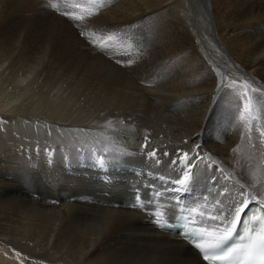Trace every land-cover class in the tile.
Wrapping results in <instances>:
<instances>
[{
	"label": "bare ground",
	"instance_id": "1",
	"mask_svg": "<svg viewBox=\"0 0 264 264\" xmlns=\"http://www.w3.org/2000/svg\"><path fill=\"white\" fill-rule=\"evenodd\" d=\"M48 4L0 0V264H203L79 165L106 155L129 170L154 148L157 169L179 176L170 161L195 160L198 144L212 157L195 170L204 194L215 175L264 192V112L241 120L232 87L264 92V0H118L80 21L100 35L144 26L143 57L127 68Z\"/></svg>",
	"mask_w": 264,
	"mask_h": 264
},
{
	"label": "snow or ice",
	"instance_id": "2",
	"mask_svg": "<svg viewBox=\"0 0 264 264\" xmlns=\"http://www.w3.org/2000/svg\"><path fill=\"white\" fill-rule=\"evenodd\" d=\"M111 0H73L71 10H65L61 12V9L52 0H49L48 7L52 8L56 12L68 17L74 21H84L87 17L96 15L101 7L107 6ZM75 9H80L83 15L77 14ZM80 25L77 24L76 27ZM83 36L90 44L101 50H110L115 47L117 43H122L116 33H108L103 36H97L95 32L93 36L97 38L92 39L86 32H81ZM118 63L120 61H117ZM131 61H129L130 63ZM232 87L235 89L236 99L238 102L237 111L240 114V119L246 123H250L252 120H257L260 117L255 112H264V92L259 88H254L250 83L244 81L242 85H237L235 81L232 82ZM242 89V91H241ZM249 93L255 94V96ZM254 100L257 102L254 105ZM243 110L242 112L240 110ZM264 135V133H262ZM145 144L143 148H149L147 137H145ZM186 143V142H185ZM200 145H196V148L192 149L196 159L193 160L189 152L185 151L178 154L176 159L170 161L171 165L181 168L182 171L176 179L166 178L165 176H159L157 179L164 181L162 190H153V199L148 201L150 204H156L157 211L151 213L153 222L160 228H168L171 225L163 217L164 213L161 211L165 206L157 204L162 195L165 193H187L190 191L195 177L192 172L193 168H199L197 161L201 163L211 160L212 157L205 154L201 157L196 149H199ZM102 152L105 150H101ZM233 151H237L234 149ZM144 155L153 160L155 164H159L160 161L157 157V149L149 148ZM163 155H169L164 152ZM111 159L115 160L117 157L114 155ZM179 161V163H178ZM191 161V163H189ZM97 164L103 168L107 166L108 161L103 155L97 157ZM215 162V161H213ZM211 167V165H209ZM172 185V186H167ZM251 186V185H250ZM264 187V184L261 185ZM149 187H152L151 185ZM242 191L239 194V198L234 199L232 203L225 209L220 201H216V205L219 206L217 214L208 213L205 205L184 207L181 204L179 196H173L170 199L175 200L178 207L179 219L185 221L184 235L185 238H194L193 242L195 247L199 250V255L203 261L207 264H264V214H254L248 221L244 222V214L250 210V204L255 202L259 206L260 213H264V192H256L251 195L247 193L244 186L241 185ZM223 195V193H220ZM257 195L260 199H257ZM206 200V198H203ZM132 207L143 208L144 204L140 202L139 196L136 198V203ZM186 213V215H185ZM207 221H212L211 225H207ZM194 225H199L195 226ZM206 225V226H205ZM243 230V234L239 236V239L243 243L236 246L229 245V241H232L237 236L238 229ZM20 253H17L19 256Z\"/></svg>",
	"mask_w": 264,
	"mask_h": 264
},
{
	"label": "rangeland",
	"instance_id": "3",
	"mask_svg": "<svg viewBox=\"0 0 264 264\" xmlns=\"http://www.w3.org/2000/svg\"><path fill=\"white\" fill-rule=\"evenodd\" d=\"M118 0H112L111 4L109 6H105V7H101L99 12H102V11H105L106 9H109L110 7H112ZM62 7V6H61ZM72 7H70L67 2L64 4V7L61 8V12L65 11V10H71ZM76 13L77 14H81L83 15V12L80 10V9H75ZM98 12V13H99ZM57 16H59L60 18H64V20L69 23L76 31H78V33H80L81 31L83 32H86L88 34V36L90 38H97L96 36L93 37L92 35V31L90 29H88L87 31L85 29H83L82 27V30L79 32V30L81 28L78 29V27H76L77 24H80V21H74V20H71L69 19L68 17L60 14V13H56ZM79 22V23H78ZM87 26H89V23H86ZM142 28L140 29H133L132 31L130 32H116L117 36L120 38V40L122 41L121 45L120 43H117L115 45V48L117 51L120 52V54H118V52H110L109 50L108 51H105V50H101V49H98V48H95V47H92L93 45L90 44L88 42V40H86L85 38H83V36H80L81 39H84L85 41H87L88 45L91 47V49H95V50H98L100 52H103L110 60L112 63H114L115 65L119 66L120 68H127V67H130V66H135L137 64V62H139L141 60V58L143 57V54L145 52V48H146V45H147V41L145 40V35L142 33V30L143 31H146L144 29V26H141ZM144 28V29H143ZM106 34H108L106 32ZM97 36H103L102 34H97ZM129 43H133V45H135V48L133 50H130V49H127L126 50V46L129 44ZM127 52H130V53H127ZM125 53V54H124ZM138 60V61H137ZM117 61H120L119 63ZM131 61L129 64H125V62H129Z\"/></svg>",
	"mask_w": 264,
	"mask_h": 264
}]
</instances>
